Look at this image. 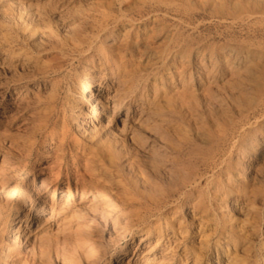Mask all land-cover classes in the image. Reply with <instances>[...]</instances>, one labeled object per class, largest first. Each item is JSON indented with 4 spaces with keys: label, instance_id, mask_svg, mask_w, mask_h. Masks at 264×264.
<instances>
[{
    "label": "bare ground",
    "instance_id": "obj_1",
    "mask_svg": "<svg viewBox=\"0 0 264 264\" xmlns=\"http://www.w3.org/2000/svg\"><path fill=\"white\" fill-rule=\"evenodd\" d=\"M65 3L54 0L55 9H68ZM102 35L97 32L90 36L83 29L70 39L54 40L51 49L57 53L70 55L72 61L86 59L79 82L68 87L63 100L58 83L54 84L50 99L43 97L40 89L46 79L43 85L37 77L38 86L32 89L39 88L36 95L20 99L15 94L1 114L2 121L23 127L25 133L23 137H14L0 132L8 155L0 157V191L6 192L0 198V264H36V252L30 245L39 239L40 231L60 217L61 211L74 200L73 194L79 193V199L90 206L95 204L92 190L101 196V208L112 219L114 228L121 229L114 246L129 235L132 239L138 235L137 245L130 252L125 248L117 264H170L176 250L184 247L182 264L189 258L192 264H200L211 252L214 264H260L255 241L261 223L259 212L264 211V138L256 145L260 151L258 158L241 159L242 164L248 163L245 175L231 166L225 171L224 163L218 162L223 156L220 143L233 123H193V95L188 93L187 85L172 87L178 94L177 100L166 99L167 91L159 89L155 93L163 95V100L158 103L135 98L131 85L143 75L132 69L130 59L122 54L129 40L110 37L101 41ZM118 41L121 45H116ZM61 69L58 64H44L39 74L61 73ZM182 72L185 82L194 79L193 71ZM21 107L30 111V116L20 114ZM258 107L264 108V98ZM31 124L33 127L28 129ZM202 136L211 138L218 151L199 156L201 167L207 168L205 172L192 166L196 158L191 157ZM47 144L53 149H47ZM46 150L62 160H66L69 151L73 165L82 161L86 169L82 171L76 166L71 170L68 163L46 162L38 169L40 177L35 176L27 192L22 193L19 178L30 169L29 160L35 153L44 157ZM234 167L239 169L235 163ZM216 169L220 179L215 180L214 174L209 180L207 174ZM225 173L229 186L221 192L218 185L224 182ZM213 200L220 202L219 211L227 204L231 209L214 219L210 212ZM179 203L187 207L190 220L177 217L182 211ZM13 205L19 206L21 214L8 233ZM231 212L238 215L233 217ZM45 216L39 231L30 229ZM193 236L195 241L191 240ZM190 242L193 243L189 246ZM107 256L108 251H104L94 263L101 264Z\"/></svg>",
    "mask_w": 264,
    "mask_h": 264
},
{
    "label": "rangeland",
    "instance_id": "obj_2",
    "mask_svg": "<svg viewBox=\"0 0 264 264\" xmlns=\"http://www.w3.org/2000/svg\"><path fill=\"white\" fill-rule=\"evenodd\" d=\"M64 1L68 9L60 11L55 9L54 0H0V132L7 136H24L23 127L5 123L1 117L8 102L16 97L15 94L20 99L36 95L39 88L35 89L36 92L32 89L38 86L37 77L42 79L43 85V79H46L40 91L47 99L51 98L55 83L61 85L60 100H63L68 87L79 82V73L86 59L72 61L70 55L57 53L51 47L55 39H70L84 29L90 36L103 33L101 41L110 37L129 40V46L122 54L130 59L131 68L138 69L143 75L131 85L135 98L158 103L163 100V95L155 93L159 89L167 91L166 99L177 100L178 94L172 87L187 85L188 93L193 95V123L227 126L232 122L228 126L226 139L220 143L223 156L218 162L224 163L225 171L231 166L245 175L248 163L242 164L241 159L245 156L258 158L260 151L256 145L264 138V108L260 110L258 107L259 101L264 98V0H144L145 5L137 0ZM119 43L116 45H121ZM44 64L61 65V73L40 75ZM184 69L189 73L193 71L194 79H186L185 82L181 75ZM22 110V107L19 108L20 114L30 116L29 110ZM31 126L33 124L28 129ZM207 138L202 136L201 141L193 147L194 153H191V157L196 158L192 166L197 165L203 172L207 168L204 165L201 167L199 156L209 151L211 155L218 153L213 140ZM48 144L47 149H53ZM212 146L214 148L211 150ZM3 148L0 138V157L7 153ZM50 150L43 153L44 157L35 153L29 160L30 169L19 178L22 193L27 192L35 176L37 179L40 177L38 169L46 162L68 163L71 170L76 166L82 171L86 169L82 161L73 165L69 151L66 160H62L61 156H52ZM37 153L40 154L39 151ZM234 163L239 169L234 167ZM218 172L219 169L210 171L207 178L212 180L216 174L215 180L220 179ZM261 172L263 175L264 167ZM226 175H223L225 180L218 185V191L222 192L229 186ZM63 180L66 184L67 179ZM206 189L202 191L208 193ZM91 193V198L96 196L92 207L88 205L89 202L79 199V193L73 194L74 200L61 211L60 217L40 231L39 239L33 246L30 245L36 252V264H95V259L104 251H108V256L100 263L117 264L125 248L130 252L137 245L138 235L133 239L129 235L114 246L121 236V229L117 231L112 219L102 210L103 202L97 190ZM5 195L6 192L1 190L0 198L3 199ZM206 202L209 203V199ZM218 203L214 200L210 202L214 219L220 217L222 211L225 213L231 209L230 204H225L226 207L220 212ZM179 206L182 211L177 217L184 216L190 220L187 207L182 203ZM12 212L8 233L14 229L21 214L19 206L13 205ZM231 213L233 217L238 215ZM47 216L35 222L30 229L39 231ZM262 217L264 211L259 212L261 223L255 241L260 264L264 262ZM171 236L174 238L173 234ZM195 239L193 236L191 240ZM184 249H177L169 263L182 264ZM211 253L205 255L200 264H214L211 263L214 253ZM191 262L189 258L185 264Z\"/></svg>",
    "mask_w": 264,
    "mask_h": 264
}]
</instances>
